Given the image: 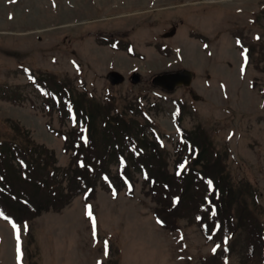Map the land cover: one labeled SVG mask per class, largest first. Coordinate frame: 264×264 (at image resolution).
Segmentation results:
<instances>
[{
	"label": "rangeland",
	"instance_id": "1",
	"mask_svg": "<svg viewBox=\"0 0 264 264\" xmlns=\"http://www.w3.org/2000/svg\"><path fill=\"white\" fill-rule=\"evenodd\" d=\"M180 68L192 72L189 87L150 85L153 74ZM44 82L60 87L58 103ZM64 101L92 123L87 142ZM179 129L202 149V177L227 191L215 216L201 207L202 178L172 175L192 157ZM119 146L143 153L135 163L124 156L133 184L107 192L98 176L93 195L75 196L81 170H121L107 163ZM23 148L61 178L42 169L60 196L51 206L38 193L28 210H10L22 223L0 217V264L18 262L14 224L19 264H264V0H0V152L11 171ZM35 168L27 167L34 185H20L39 189ZM152 199L167 205V222L178 216L173 230L157 223Z\"/></svg>",
	"mask_w": 264,
	"mask_h": 264
},
{
	"label": "trees",
	"instance_id": "2",
	"mask_svg": "<svg viewBox=\"0 0 264 264\" xmlns=\"http://www.w3.org/2000/svg\"><path fill=\"white\" fill-rule=\"evenodd\" d=\"M55 87L57 90H60V87L58 85L56 86V84H55ZM116 125L119 128V125L117 123H116ZM90 127H92V123L89 124V128ZM108 127H111L112 129H114V127L111 124H108ZM143 139L144 138H142V139L136 138L135 143L138 146H140L139 149H141V148L143 149V153H144V149H146L147 143H146V141L144 142ZM118 148H119L118 152L121 153L122 152L121 146H119ZM1 150L2 149H0V151ZM22 150H23V152H22L23 156L21 157V159L24 163V168H22L20 166V164L16 163V165H15L16 170H14V171H11L9 163L2 156V153H0V178H2V179H0V206H1V208H4V210L6 212H8V215H10V216H11L10 210L15 209V207L17 205L21 206L22 208H24L26 210H28L30 207H32L34 205V199L38 193L41 195V197L45 198V201L47 203H49L51 206L55 205V201L58 200V198L60 196L58 187H55V190L51 191V190H48V185H49L48 180H46L47 184L46 183L44 184V175H46V174L42 171V169L47 170V171H48V169L46 167L44 168V166L38 167L39 162L37 159H35V157L30 156V150L29 149L23 148ZM142 154H137L132 150V152H127V157H128V159H130L131 161H133L135 163V159H137ZM199 157H200V155H199ZM199 157L197 159H194L191 162L189 169L193 168L196 164H199L197 161L199 159ZM14 161H15V159H14ZM126 162L127 163L124 166V174L126 176H129L130 165H129V162L127 159H126ZM32 164H34L36 166V168L33 169L32 171L37 172L38 175L34 174L32 171H31V173L33 176L37 177L36 185L39 186V189L27 187L25 185H20L21 181L26 183V184H29V183L33 184L30 180L29 171L27 170V167L32 165ZM143 166L146 168V166L144 164H143ZM204 167L205 166H202L203 169H204ZM137 168H139V167H137ZM42 173H43V175H42ZM85 173L86 172H84V170H83L82 174H85ZM50 174L55 179L57 178V176L53 175L52 173H50ZM185 175L186 176L190 175V173H187ZM38 177L43 179V180L41 181ZM221 187H223L222 184H221ZM46 188H47V191L44 190ZM226 193H227V191H225L221 188L219 189V197L220 198H225ZM21 217H18L16 219L19 220Z\"/></svg>",
	"mask_w": 264,
	"mask_h": 264
},
{
	"label": "snow or ice",
	"instance_id": "3",
	"mask_svg": "<svg viewBox=\"0 0 264 264\" xmlns=\"http://www.w3.org/2000/svg\"><path fill=\"white\" fill-rule=\"evenodd\" d=\"M237 43H239V41H237ZM245 53H247V49L244 50ZM248 62V57L247 55H245V63ZM243 71V69H242ZM69 111L71 112V108H69ZM83 139H85V142H87V138L84 137ZM187 163V161L185 160L184 163H181L180 165H178V168L183 170L185 168V164ZM83 166V164L81 165ZM177 175H180V171L177 172ZM2 179V178H0ZM105 179H107V177H105ZM208 185H209V188L211 189V186H212V181L209 180L208 181ZM179 203V198H176L174 201H173V205L175 206L176 204ZM86 215L92 220V224H93V235L95 237V228H96V219L95 217L93 216V213H92V208H91V205H88L87 206V210H86ZM211 215L212 216H215L216 215V210L215 208L213 207L212 211H211ZM199 219V217H198ZM157 223H162V221L158 220ZM14 228H16V239H17V260H18V264L19 262L22 260V257H23V252L21 251V248H20V234H19V226L18 225H13ZM27 225L25 224L24 225V228L27 229ZM217 227H219V225H217ZM205 228H207V226H205ZM208 239L211 240L212 239V236L209 235L208 236ZM105 256L108 255V252H107V247H108V241H105ZM220 245H217L216 248H219ZM216 248L213 249V253L216 252ZM98 264H102V262H98ZM226 264H227V261H226Z\"/></svg>",
	"mask_w": 264,
	"mask_h": 264
},
{
	"label": "water",
	"instance_id": "4",
	"mask_svg": "<svg viewBox=\"0 0 264 264\" xmlns=\"http://www.w3.org/2000/svg\"><path fill=\"white\" fill-rule=\"evenodd\" d=\"M190 81V72L181 70L176 73L156 75L152 78V83L160 85L166 90H170L174 85H187Z\"/></svg>",
	"mask_w": 264,
	"mask_h": 264
}]
</instances>
